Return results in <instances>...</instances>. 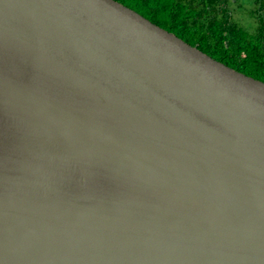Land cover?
I'll return each instance as SVG.
<instances>
[{"label":"water","instance_id":"95a60500","mask_svg":"<svg viewBox=\"0 0 264 264\" xmlns=\"http://www.w3.org/2000/svg\"><path fill=\"white\" fill-rule=\"evenodd\" d=\"M0 264H264V84L112 0H0Z\"/></svg>","mask_w":264,"mask_h":264},{"label":"trees","instance_id":"16d2710c","mask_svg":"<svg viewBox=\"0 0 264 264\" xmlns=\"http://www.w3.org/2000/svg\"><path fill=\"white\" fill-rule=\"evenodd\" d=\"M235 73L264 84V0H112ZM247 10L249 33L237 23Z\"/></svg>","mask_w":264,"mask_h":264},{"label":"rangeland","instance_id":"374dc122","mask_svg":"<svg viewBox=\"0 0 264 264\" xmlns=\"http://www.w3.org/2000/svg\"><path fill=\"white\" fill-rule=\"evenodd\" d=\"M237 23L249 33H253L257 26L256 21L250 17L247 10L237 15Z\"/></svg>","mask_w":264,"mask_h":264}]
</instances>
